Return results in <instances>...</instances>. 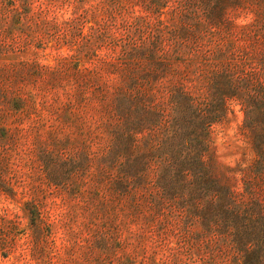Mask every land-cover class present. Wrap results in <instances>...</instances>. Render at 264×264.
<instances>
[{
    "label": "rangeland",
    "instance_id": "rangeland-1",
    "mask_svg": "<svg viewBox=\"0 0 264 264\" xmlns=\"http://www.w3.org/2000/svg\"><path fill=\"white\" fill-rule=\"evenodd\" d=\"M182 95L231 228L158 183ZM0 264H264V0H0Z\"/></svg>",
    "mask_w": 264,
    "mask_h": 264
},
{
    "label": "trees",
    "instance_id": "trees-1",
    "mask_svg": "<svg viewBox=\"0 0 264 264\" xmlns=\"http://www.w3.org/2000/svg\"><path fill=\"white\" fill-rule=\"evenodd\" d=\"M175 116L172 120V134H167L158 149L163 158L160 166L158 183L167 194H176L167 190L169 186H196L194 194L211 197L218 206L217 223L224 227L234 224V192L232 178L226 173L222 176L216 172L210 158L209 135L211 126L217 122V106L202 107L187 96L176 98ZM250 107V106H249ZM248 107L247 117L250 123L251 111ZM213 108V109H212ZM259 211L262 210L258 207ZM205 214V213H204ZM261 216V215H259ZM246 219L242 217L241 221Z\"/></svg>",
    "mask_w": 264,
    "mask_h": 264
}]
</instances>
